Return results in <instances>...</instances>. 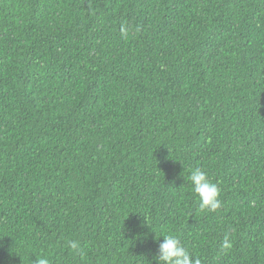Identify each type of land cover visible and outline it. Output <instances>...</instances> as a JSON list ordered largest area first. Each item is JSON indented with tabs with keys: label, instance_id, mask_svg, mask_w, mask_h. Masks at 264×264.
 Listing matches in <instances>:
<instances>
[{
	"label": "trees",
	"instance_id": "trees-1",
	"mask_svg": "<svg viewBox=\"0 0 264 264\" xmlns=\"http://www.w3.org/2000/svg\"><path fill=\"white\" fill-rule=\"evenodd\" d=\"M168 234L264 264V0H0V264H151Z\"/></svg>",
	"mask_w": 264,
	"mask_h": 264
},
{
	"label": "clouds",
	"instance_id": "clouds-1",
	"mask_svg": "<svg viewBox=\"0 0 264 264\" xmlns=\"http://www.w3.org/2000/svg\"><path fill=\"white\" fill-rule=\"evenodd\" d=\"M122 31L126 30L122 28ZM187 179L198 197L199 210L201 212H215L221 207L219 185L214 183L204 170L199 167L192 169ZM156 241L159 244V250L151 264H200V261L194 259L193 255L182 245L176 235H163L162 242L160 238H156ZM68 246L76 249L78 245L75 241H70ZM222 247L225 250L231 248L227 235H225ZM35 264H49V260L46 257H38Z\"/></svg>",
	"mask_w": 264,
	"mask_h": 264
}]
</instances>
